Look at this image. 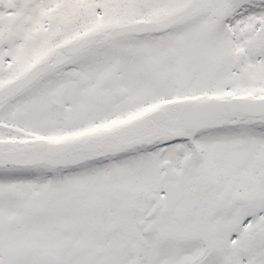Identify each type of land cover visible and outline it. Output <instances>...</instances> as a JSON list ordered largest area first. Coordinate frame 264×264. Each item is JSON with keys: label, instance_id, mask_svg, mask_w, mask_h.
<instances>
[{"label": "snow or ice", "instance_id": "snow-or-ice-1", "mask_svg": "<svg viewBox=\"0 0 264 264\" xmlns=\"http://www.w3.org/2000/svg\"><path fill=\"white\" fill-rule=\"evenodd\" d=\"M0 264H264V0H0Z\"/></svg>", "mask_w": 264, "mask_h": 264}]
</instances>
